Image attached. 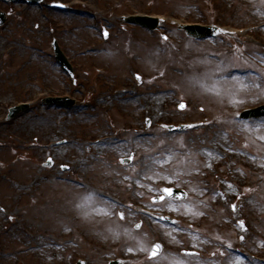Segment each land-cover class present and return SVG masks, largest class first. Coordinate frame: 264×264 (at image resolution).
Returning <instances> with one entry per match:
<instances>
[{"label": "rangeland", "instance_id": "374dc122", "mask_svg": "<svg viewBox=\"0 0 264 264\" xmlns=\"http://www.w3.org/2000/svg\"><path fill=\"white\" fill-rule=\"evenodd\" d=\"M56 1L69 11L51 10ZM0 10V264H264V120L239 119L264 104V0H0ZM131 14L164 20L149 32L123 22ZM185 21L225 31L196 43L179 31ZM65 95L78 106L41 102ZM42 116L55 123L29 125ZM182 122L195 128L164 126ZM166 186L189 199L152 202ZM164 214L177 225L160 223ZM158 241L165 249L151 259Z\"/></svg>", "mask_w": 264, "mask_h": 264}, {"label": "water", "instance_id": "95a60500", "mask_svg": "<svg viewBox=\"0 0 264 264\" xmlns=\"http://www.w3.org/2000/svg\"><path fill=\"white\" fill-rule=\"evenodd\" d=\"M8 1H10V0H8ZM13 1L28 2V3H31V4H39L43 0H13ZM54 7L55 8H59V7H62V6L60 4H56V5H54ZM131 21H134V20H131ZM5 22H6V14L0 12V23L4 24ZM144 25L149 26L152 29H155L157 27V24H155V25L154 24L153 25L144 24ZM189 34L192 35V36L200 38V37H206V36H215V35L218 34V32L214 28H204V33L193 32L192 30H190ZM54 47H55V50H56V55H57L58 60L61 61L68 69H70V72L72 73L71 66L68 64L64 54L60 51V49L58 47V44L56 42L54 43ZM64 100H66V99H64ZM47 101L51 105L52 104H58L59 106H67L68 105V104H66L65 101L62 102L63 99H48ZM24 108H26L25 105L22 106L20 109H24ZM20 109L11 110V113H12L11 117H14L20 111ZM261 116H264V106L262 108L257 109V110L248 111V112H246V113H244L242 115L243 118H252V117L258 118V117H261ZM165 194H166V197L177 198V199H184L187 196V194L185 192L176 191V190H173V194L172 195H169L166 192H165ZM164 198L165 197L157 199V201H161ZM170 222H173V221L170 220ZM157 245H159V248L156 249V252H155V254H153V256L159 254L161 252V250H162V245H160V244H157ZM113 264H115V263H113Z\"/></svg>", "mask_w": 264, "mask_h": 264}, {"label": "bare ground", "instance_id": "6f19581e", "mask_svg": "<svg viewBox=\"0 0 264 264\" xmlns=\"http://www.w3.org/2000/svg\"><path fill=\"white\" fill-rule=\"evenodd\" d=\"M155 95H156V96H155ZM151 96H152V98L156 99V101H157V103H158V102H159L158 99H159L160 97H162L163 95L160 94L159 91H157L156 93L151 94ZM149 102L154 104L153 99H150ZM155 105H158V104H155ZM47 123H48V124H49V123L53 124V123H55V121H53L52 119H50V118H48V117L42 116V120H41V121H39V122H35V123H31V124H29V125H30L32 128H34L35 126H42V127H44V125H46ZM29 125H28V126H29ZM25 126H26V125H25ZM28 126H27V127H28ZM236 264H238V263H236ZM239 264H240V263H239Z\"/></svg>", "mask_w": 264, "mask_h": 264}, {"label": "snow or ice", "instance_id": "6c2138e0", "mask_svg": "<svg viewBox=\"0 0 264 264\" xmlns=\"http://www.w3.org/2000/svg\"><path fill=\"white\" fill-rule=\"evenodd\" d=\"M105 34H107V33H105ZM181 107H184V105H181ZM164 191L166 193H168L169 195H172L173 194V189L166 188V189H164ZM158 248H159V245L154 246V248H153V254H155L156 249H158Z\"/></svg>", "mask_w": 264, "mask_h": 264}]
</instances>
